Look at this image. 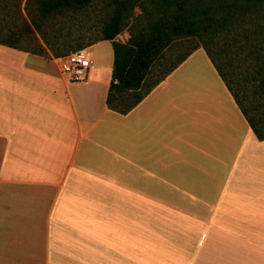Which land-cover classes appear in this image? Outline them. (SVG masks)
<instances>
[{"label": "crops", "instance_id": "1", "mask_svg": "<svg viewBox=\"0 0 264 264\" xmlns=\"http://www.w3.org/2000/svg\"><path fill=\"white\" fill-rule=\"evenodd\" d=\"M39 47L0 45V264H264V140L201 48L122 115L109 41L81 82Z\"/></svg>", "mask_w": 264, "mask_h": 264}, {"label": "trees", "instance_id": "2", "mask_svg": "<svg viewBox=\"0 0 264 264\" xmlns=\"http://www.w3.org/2000/svg\"><path fill=\"white\" fill-rule=\"evenodd\" d=\"M88 3L89 0H0V45L22 48L19 43L36 40L34 33L46 43L42 27L47 21L63 13L81 10ZM111 7L97 40L53 53L63 57L97 41L110 42L111 75L105 98L109 110L122 115L130 111L190 53L201 48L255 138L264 140V113L253 99H249L244 84L248 79L256 81L255 94L260 92L264 101V39L250 43L240 57L229 53L225 60L220 58L225 48L208 46L217 36L228 34L239 23L264 25V0H112ZM134 7L140 9V15L133 18L135 26L132 27L129 18L133 16ZM127 26L130 27L128 40L125 43L115 41V36ZM187 43L192 45L178 53L157 79L145 84L151 69L159 59L165 58L166 51H170L169 57L173 49ZM23 49L42 53L40 47ZM233 60L239 62L237 67L243 71L231 67Z\"/></svg>", "mask_w": 264, "mask_h": 264}, {"label": "rangeland", "instance_id": "3", "mask_svg": "<svg viewBox=\"0 0 264 264\" xmlns=\"http://www.w3.org/2000/svg\"><path fill=\"white\" fill-rule=\"evenodd\" d=\"M112 0H89V3L81 10H73L68 13H63V15H58L55 18L46 22L42 27L45 35L46 43H44L38 34L34 33L35 41L25 40L18 45L22 48L29 46L30 49H38L39 44L45 46L51 53L64 52L67 49H74L79 45H86L87 43L97 40L103 29L107 18L110 15ZM133 16L129 18L131 26L134 27L133 18L140 15V9L137 7L133 8ZM28 23V20L25 19ZM130 27H125L114 40L119 43H125L129 38ZM260 39H264V25H249V24H237L234 30H231L228 34H220L213 41L212 45H208L212 49L225 48L222 54L218 57L223 60L226 59L229 53L232 56L240 57L241 52L247 50L249 44H255L256 41L260 42ZM38 40V43H37ZM20 42V41H19ZM108 43H103V46H107ZM192 43H187L179 46L177 49L171 51V56L168 57V51L164 53L165 58L159 59L157 63L150 71L145 80V84L153 82L159 77L169 66L178 53L185 51L190 47ZM88 47V46H87ZM176 47V46H175ZM83 48L82 50H85ZM100 49H95L94 52V63L97 65L100 62H106L107 51H105V57L99 51ZM88 53L87 50H85ZM234 52V53H233ZM221 59V60H222ZM237 59V58H236ZM234 59V60H236ZM232 61L231 67L235 68L236 71H243L241 68L237 67L239 62ZM60 67L61 72H63L62 67ZM240 69V70H239ZM234 70V69H233ZM65 74V72H63ZM244 76V75H243ZM87 79V78H86ZM85 79V80H86ZM84 81V80H83ZM81 82V81H79ZM246 91L248 92L249 99L254 100L255 104L259 106L260 110L264 113V101L261 99L260 92L256 95L255 89L257 82L251 79L244 81ZM253 93V94H252ZM259 96V97H257Z\"/></svg>", "mask_w": 264, "mask_h": 264}, {"label": "built area", "instance_id": "4", "mask_svg": "<svg viewBox=\"0 0 264 264\" xmlns=\"http://www.w3.org/2000/svg\"><path fill=\"white\" fill-rule=\"evenodd\" d=\"M63 72L72 82L83 81L88 77L91 68V56L85 50H77L57 59Z\"/></svg>", "mask_w": 264, "mask_h": 264}]
</instances>
